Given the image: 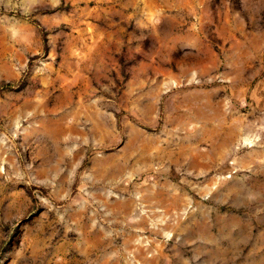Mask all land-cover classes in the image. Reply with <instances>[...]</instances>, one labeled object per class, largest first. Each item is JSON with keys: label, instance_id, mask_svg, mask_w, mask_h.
<instances>
[{"label": "rangeland", "instance_id": "obj_1", "mask_svg": "<svg viewBox=\"0 0 264 264\" xmlns=\"http://www.w3.org/2000/svg\"><path fill=\"white\" fill-rule=\"evenodd\" d=\"M0 264H264V0H0Z\"/></svg>", "mask_w": 264, "mask_h": 264}]
</instances>
